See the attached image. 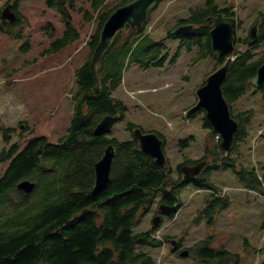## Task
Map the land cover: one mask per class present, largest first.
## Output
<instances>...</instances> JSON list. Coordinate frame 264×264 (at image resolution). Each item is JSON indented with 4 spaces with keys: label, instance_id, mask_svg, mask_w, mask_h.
Masks as SVG:
<instances>
[{
    "label": "trees",
    "instance_id": "obj_1",
    "mask_svg": "<svg viewBox=\"0 0 264 264\" xmlns=\"http://www.w3.org/2000/svg\"><path fill=\"white\" fill-rule=\"evenodd\" d=\"M128 1L107 7V0H93V9L79 8L84 12L85 21L98 20V23L88 40L91 53L76 72L79 90L73 96V118L67 134L57 144L51 143L45 135L35 137L17 155V143L9 147L6 145L0 151V164L13 157L5 173L0 176V264H157L156 259L140 246L164 245V240L153 235L162 223L146 231L137 232L134 227L157 200L160 204L175 206L171 213L174 215L183 205L182 194L189 183L210 191L197 216H206L208 236L189 248L190 255L208 264L240 262L238 253L225 245H214L217 237L213 230L216 215L229 205L230 199L212 181L210 174L215 169L232 168L244 187L264 194V173H260L256 167L249 168L243 162L238 163L233 157V152L249 137V126L255 115L253 108L235 111L234 103L254 86L252 78L264 62V54L257 56L255 53L264 41V20L256 42L249 43L246 38L242 41L247 45L245 50L236 47V57L223 84L233 117L239 122L231 150L226 152L220 149L212 123L204 117V126L210 130L213 148L208 136L204 157L192 159L185 156L183 162L174 168L169 158L167 164L162 165L141 150L133 134L134 127L138 126L135 122L127 123L126 130L131 137L125 140L111 137L112 132L95 134V127L106 115H118V121L126 117L128 105L114 92L122 85L125 67L132 59L134 50L142 45L141 39L149 42L143 52L162 53L168 48L166 44L151 42L149 33L144 30L130 33L120 31L100 63L98 74L102 91L98 96L92 95L96 76L91 69V59L101 29L114 9ZM10 2L13 3L17 19L11 22L0 13V29L21 36L27 20L18 9V0H7L6 4ZM47 4L59 10L66 24L63 35L46 49L53 52L81 38L82 33L74 24L70 11L77 8L76 0H47ZM227 11L217 0H208L203 7L191 8L188 18L178 21L194 23V30L175 35L173 28H170L167 36L180 39L188 48L198 46L200 54L197 60L211 55L217 60V69L226 59H218L213 51L211 24L204 25V22L219 12L229 14ZM231 14L235 15L236 12ZM49 25L53 26L52 23ZM12 26H18L20 30L14 31ZM168 56L169 53L165 54L158 63L164 64ZM258 90L264 91V87ZM11 129L5 128L4 139L7 143L12 139V134L8 133ZM261 135H264V131ZM110 143L117 147L111 180L103 191L95 195L92 193L95 163ZM181 144L188 145L189 139L181 141ZM207 158H211L209 165L199 176L187 178L181 173L182 165ZM24 179L36 182L32 192L18 188V183ZM172 249L177 252L175 247L172 246Z\"/></svg>",
    "mask_w": 264,
    "mask_h": 264
},
{
    "label": "rangeland",
    "instance_id": "obj_2",
    "mask_svg": "<svg viewBox=\"0 0 264 264\" xmlns=\"http://www.w3.org/2000/svg\"><path fill=\"white\" fill-rule=\"evenodd\" d=\"M123 1L107 0V7ZM207 1L161 0L152 11L145 32H149L151 42L166 44L168 48L162 53L143 52L149 42L141 39L142 45L134 50L125 67L122 85L114 92L128 105V111L125 119L114 123L110 136L121 140L130 138L131 134L126 130L130 121L145 131L161 132L166 136L165 152L174 168L186 157H204L208 136L213 148L210 130L204 126L205 112L192 117H187L186 113L196 103L197 90L214 71L217 60L211 55L197 60L198 46L188 48L180 39L167 36V30L173 28L178 19L189 17L191 8L203 7ZM6 2L0 1V13ZM92 2L76 0L77 8L70 11L82 37L58 51L46 49L63 35L66 24L59 10L50 7L47 0H18V9L27 20L21 36L0 29V151L6 145L17 143V155L35 137L45 135L51 143L57 144L67 134L73 118L72 96L79 90L76 72L91 53V47L85 41L98 23V20L85 21L84 12L79 8L93 9ZM217 3L237 12V37L240 40L236 47L245 50L247 45L242 41L248 38L258 15L264 14V0H217ZM12 30L19 31L20 27L12 26ZM167 53L168 59L159 64ZM255 53L257 56L264 54V41ZM255 88L250 87L234 103L235 111L253 108L255 115L249 126V137L233 152V157L238 163L243 162L264 173V135H261L264 131V91L256 88L255 92ZM9 127L13 128L8 132L12 139L7 143L5 128ZM186 139L189 144L182 146L181 141ZM12 159L1 162L0 176ZM210 178L230 199L229 205L216 215L214 245H225L238 253L239 264H264V194L244 187L232 168L215 169ZM209 193V190L189 183L182 194L183 205L174 215H164L163 225L155 231L165 244L142 245L140 248L149 252L157 264H208L191 255L181 256L172 250L171 243L180 240L184 248L189 249L207 238L206 216H197ZM158 203L157 200L134 227L135 231L153 229Z\"/></svg>",
    "mask_w": 264,
    "mask_h": 264
},
{
    "label": "water",
    "instance_id": "obj_3",
    "mask_svg": "<svg viewBox=\"0 0 264 264\" xmlns=\"http://www.w3.org/2000/svg\"><path fill=\"white\" fill-rule=\"evenodd\" d=\"M160 0H130L129 2L117 7L104 23L99 42L93 52L91 59V69L96 76V85L92 89L93 96H98L102 91V81L99 73L100 62L108 48L113 44L116 36L120 31L142 30L145 22L149 19L150 11L157 5ZM2 15L9 21H15L16 12L9 3ZM212 22L211 37L213 51L218 54L219 59L227 58L225 63L217 70L212 72L206 82L202 84L198 90V102L187 112L188 117H192L200 110L206 111L207 119L212 123L213 131L221 135L220 146L222 150L229 151L233 145L235 134L239 128V122L231 112L230 104L223 92V84L227 79L230 65L234 59L236 41V24L235 16H226L219 13L215 16L208 17L204 25ZM263 17H259L256 23L251 27L249 33V42H255L260 33ZM196 28L194 23H185L178 25L173 33L175 35L184 34ZM252 84L257 87L264 86V62L259 67L257 73L252 78ZM118 120V115H106L95 127V134L103 135L111 131L113 124ZM135 137L139 141V146L143 152L156 159L159 164H167V156L164 151V139L156 132H144L141 127L134 129ZM117 155V147L109 144L102 156L95 163V180L92 187V193L98 194L103 191L111 180L112 169ZM208 165V160L203 159L196 164H184L181 167L182 173L187 178L198 176L202 170ZM36 182L31 179H24L18 183V188L26 192L34 190ZM160 214L154 219V224H159L162 220V214H171L175 210V206H169L164 203L160 204ZM177 245L176 241L172 242ZM190 250L184 249L180 252L181 256H187ZM46 264V263H38Z\"/></svg>",
    "mask_w": 264,
    "mask_h": 264
},
{
    "label": "flooded vegetation",
    "instance_id": "obj_4",
    "mask_svg": "<svg viewBox=\"0 0 264 264\" xmlns=\"http://www.w3.org/2000/svg\"><path fill=\"white\" fill-rule=\"evenodd\" d=\"M224 8H227L226 6H223ZM228 9V8H227ZM229 14H231V12H233V10L231 8L228 9L227 11ZM177 247V250H181V248H183V245L180 244V241L178 240V245L176 246Z\"/></svg>",
    "mask_w": 264,
    "mask_h": 264
}]
</instances>
